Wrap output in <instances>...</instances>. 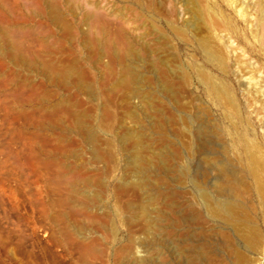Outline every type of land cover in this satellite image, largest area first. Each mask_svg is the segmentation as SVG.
<instances>
[{
	"label": "rangeland",
	"instance_id": "1",
	"mask_svg": "<svg viewBox=\"0 0 264 264\" xmlns=\"http://www.w3.org/2000/svg\"><path fill=\"white\" fill-rule=\"evenodd\" d=\"M7 1L6 2L8 3V5L5 2L7 7H11L15 5L14 8L12 7L13 12L16 13L15 16L17 18H21V21H22L21 25H23L21 29L23 30V34L21 35L20 39L22 42L24 53L26 57L28 58H32L37 53L41 52L43 44L51 43L50 46H52L55 53L59 49L64 50V52L60 51L62 54H60L59 51L56 53L57 55L58 54L62 55V58L64 57L63 58L64 60L66 57L65 54L68 52L69 48L74 47L78 51V53L81 55L80 56L81 61L82 63H85L84 65L89 70V73L91 75H94V73L96 75L97 74L100 75L101 74L100 68L95 63H92L88 60L89 57H90L89 59H92V60L95 57V54L93 53L94 52L93 48H91V50L89 51L90 48H88L87 50V48L84 47V43H81L80 41L85 42V40L83 39V37L81 36L79 37L80 34L78 33L77 28L75 29V27H78V28L82 27L81 26L82 24L84 26L81 28L82 30L83 28L84 29L87 28L85 27V23H82L84 21L83 20L84 14L87 12H91V10L93 9L92 11H96V13H99L100 15L103 14L102 12H104L105 16H107L105 17L106 19L105 22L106 24H108L107 27L110 28L111 26L112 31L109 29L111 34H113L114 31L117 32L119 31V29H122L124 32L126 31L125 33L127 34L130 40L132 39L131 40L132 42L139 43L141 41L142 43L145 42L144 44L146 45L149 44V46H152V47H156V44H158L157 39L160 38L161 41L159 44L160 45L162 44L164 48L169 50L170 53L172 52L174 55H176L175 57L178 58L176 61H174L173 60L174 56L173 55L170 56L171 67L177 68V69L180 68L183 71H187V73L189 72V76L190 78L191 77L192 78H191V82L189 78V82H187L188 84L183 83L180 80L181 84L183 83L182 85L179 83H178L179 85L178 84L175 85V83L179 81V80H176L173 85V89L176 93V94L174 93L175 94L174 96H176L177 98L175 97L174 102L170 101V100H173L174 97L173 98L171 97L170 99H168V104L170 106L174 105L173 103H175V101H177L178 103L179 102L182 103V105L179 103L181 106H186V107H183V109L185 108V110L181 112L183 113L182 115L183 116L185 115V116L183 117L181 116V113H179L180 115L178 114L177 116H175L176 120L174 119V117H171V115L173 116V113L171 110H170L171 112H170V117H169V114H168L169 112L167 109L166 114L168 115L169 118L166 119L167 121H166L165 127L169 131L167 132L170 134L169 135L170 138L173 137L171 138L175 142L173 146L171 145L167 147V145H164L162 143V145H164L162 147L160 144L157 143V142H160L158 141L160 139L158 138L157 133L155 132L156 130L152 129L153 132H151V130L148 129L149 128V122H148L149 118L143 116L144 109L146 110L145 106L143 110L141 108L139 110L140 116L142 117L139 116L138 119L136 120L131 119V118L129 120L127 116H124V114L126 115L127 113V108H126V103H123V102H127V101H125L126 97L122 93H121L122 96L121 94H118V93L115 94V97L113 98L117 100V102L114 100L113 104L111 103L112 101H108L109 104L106 103L107 99L106 98L104 99L103 97V100H104L103 101L102 97H100V99L93 100L92 102H89V103L85 102V104L83 105V108H87V106L89 107V106L95 105L92 110L93 114L98 112V108L99 109L102 108L99 106H103L104 103H106L108 107L110 106L109 108L113 111H116L117 107H118L117 110H121V111L123 110V112L121 113L122 115L120 113L118 114V112L116 111L117 115H115L114 119L112 117L110 118L107 117L106 120H104L103 122L105 123L104 126H103V123L101 126L98 125L95 118H93V122H95L96 123L95 125L98 126V127L96 126V129L98 130L99 133L102 132L101 130L105 128L106 130H108L107 132H109L112 129L115 132V131L121 130L122 127H124L125 125H128V126L134 125L138 131L144 128V131L143 129L141 131L146 134V138H152L156 136L154 140H157V141L156 142L154 141L155 145L153 143V147H151L152 149H154L155 152L158 151L157 153H160V152L165 153L167 151L168 155L171 152V154L168 157L169 160L167 164V166L168 165L170 166V167L168 166L170 169V172L167 173L168 176L163 170V168L161 169V167L165 166V165H162L163 158L160 159L161 161L159 160L156 161L155 164H152L154 166L150 167L149 173L151 171V174H149V177H151V180L153 183L156 180L158 181V182H155L156 184L154 183L153 185V187L155 186L154 187L155 190L153 191L152 189L151 191L152 193L153 192L155 193L156 186L159 184L157 186L158 190L162 188L163 190L162 189L161 190L164 191L165 193H166V190H168V193L170 191V194H173V192L177 190L176 188H178V193L176 192L177 195L176 193H174L175 195L173 194L172 196H170V194L167 193L170 196L169 197L167 195L168 196L167 200L165 199L167 198V196L162 195L160 196L158 200H155L152 203H150V208L154 211L152 212L154 213L152 214L153 218L156 217L157 215L156 211L158 210L159 206L162 208V209L159 208V211H162L161 213L163 214L164 217L162 216V219L159 221L160 224L158 223L157 225H155V227L157 226V229L153 227L155 231H153L152 229L151 233L154 237L151 236V234L147 235L148 237H144L146 235H144V232L142 233L143 229H142V224L139 222L140 220L139 221L137 220L134 222L131 219L133 221V222L131 221L133 223V226H131L132 224L128 223V220H127V215H130L129 209L124 208V207H127V202L129 200H132V201H129L128 204L130 202H133L136 205H138V203L140 204L141 203L140 201H142L141 191L138 190L137 192L134 191L133 193L132 189H130L129 187L125 185L127 183L126 180L125 181L122 180L121 182H118L119 184L124 182L123 187L121 188L120 186L121 188V189L119 188L120 190L117 187H116L117 189H114L115 183H116L114 180L118 179L119 177L123 178L125 176L124 173L126 171L125 169L126 161L125 160L127 159V157L124 158V156H127V155H124L126 154V152L124 151V149H122L121 143L119 144L118 142L119 146L117 142H115L113 145H108V144L105 145L106 143L101 144L100 147L102 146L101 148H103L101 149V151H103V157H105V158L102 157V159H106V160L109 159V162L106 160L102 161L101 158L97 160L93 156L91 148L82 142L81 137L75 131L73 132L71 131L63 135V133H61L59 129L51 128L52 130L50 131V127L48 126L47 128L45 127V129L38 128L37 123H42L43 118H41L40 113L37 112L38 110L35 111L34 113V109H37V102L33 103L30 101L29 104L26 102L30 100L29 92L31 91L29 89L31 90L35 89V87L39 85L43 81L44 78L36 70L33 71L30 68H27V66H18L16 64L15 66L12 62L7 61L9 70L10 71L13 70V72L11 71L12 77L14 76L13 74L17 72L18 74L16 73L17 75L15 76L18 77V79L21 80V82L24 81L25 84L24 83L23 84H24V87H26V89L24 88L25 92H23V97H22L23 98L22 101L25 102L24 104L22 102V108L24 107V110H25V111L23 110L24 115H22L23 111L20 116V114H17L12 110V106H14L12 105L13 95H11L14 92L12 93L10 92L14 90V88L12 87L9 88L8 90L9 99L7 98L8 100L7 106L9 107V110L11 111V113L9 112V110L7 112L5 111L0 112V264H85L87 262L89 264H115L117 257L116 258L114 257L115 259L113 260V253L119 254V256H121L124 259H130L131 252L136 249L134 246L129 245L127 242L129 233L131 235L134 234L136 238L134 235L133 237L138 242H140L142 245H144L143 247L141 244H139L138 247H141L142 249L140 250L141 253H138V254H145V253H142L144 252L143 249H146L145 251L146 253L148 252V250L151 251V249L152 250L155 249L149 252L151 254L154 251L156 252L159 249L156 252V254L154 253L151 255L148 253L149 257L151 258L150 261L152 263L154 261L155 262L154 264H177V263L178 264H189V260L187 259L186 260L188 262L184 260H182L181 262L180 261L177 262L176 259L174 258L175 253H174V256H173V253L172 254L170 253L171 252L170 248L174 246L175 244L179 245V242L182 245V247H185V248H188V246H190L189 248H191V245L192 244L194 245L195 243H196V245H194L195 248L198 246H204V244L209 246L207 247L208 249L212 248L209 251L208 250L205 251L206 254L204 255L207 256L206 259H204L205 256L203 255L204 260L203 259L201 260L199 259L200 261L196 260V263L194 262V264H198L199 262H200L199 264H236L235 262H237V259H236L237 254H235V251H238V253L240 252L243 255L245 259L244 264H264V221H263L262 215L260 214L259 209L256 206L255 200L253 199L252 201H249L251 199V196H250L251 194L247 193L248 197L245 196V200L249 201L250 203V210H251L247 212V214L249 215L248 220L245 223L240 224V225L235 224V223L230 224V225L228 224L225 225L218 219L208 218L209 222H207L208 220L207 218L206 220H204L206 216L204 217L201 214L203 213L202 211L204 210H203V205L201 202L202 200L200 198V192H199V190L202 188L206 190L211 196L215 195V191H216L215 183H217V181L219 180L220 174L218 170H216L218 169V167L214 160L216 159V161L219 162L218 166L221 163H224L225 161L231 162L232 160L231 163H233V160H234V162H236L234 159V156L237 154L242 155V149L240 145L235 142V139L233 140V138H236L238 135H247L248 137L253 139V141L257 144V150H258V153L260 154V157L264 159V95L260 93L261 90H263L262 92L264 93V79H263L264 78V46L261 43H259L257 39V33H256L257 30H255L257 28L256 23L259 19V4L257 2H261L262 4H264V0H207L206 1L205 3L206 8L208 7L209 11H211L209 15L210 17L206 20V24L209 25L211 22L215 20L214 14H216L220 20V25L217 27L218 29L216 28L212 32L211 40H212V44L215 47H217L218 50L221 51L225 59V66L223 70H219L217 67H215L214 63L208 61L205 58L203 52L197 49L196 45L194 44L192 34L190 33L193 30L191 29L192 28L191 26H189V31H188V34H186L187 35L186 37L185 36L177 37L175 35L170 25L172 24L173 25H185L184 24L186 23L185 21H188L189 19V15L183 11V6H182L183 0H153L154 7L156 8L158 6L162 7L165 13L163 16H160L157 13H155L156 18L158 19L156 21H152L148 16H146V13L140 11V8H138L134 4L135 0H7ZM141 1L145 3L149 2V0H141ZM49 6H53L55 9L59 10V13L61 15H63L62 23L59 22L57 24V23L50 22L51 21L49 19L50 13L48 14V12H50L51 9L49 8ZM73 9H74V12H73ZM139 14H141L142 17H139ZM15 16L11 15V17L10 16L9 17L13 19V17ZM79 16L81 18H79ZM227 20H230L232 22V25L234 26L235 30L232 31L233 28L229 26L227 27L226 25ZM65 21L69 25L71 24L70 26L74 27L75 30L72 28V31H70L69 29H71V27L67 28L66 25H63L65 28L64 29L62 24H65L66 23ZM151 23L158 25L162 29V32L165 37H161L160 34L159 33L157 34L155 31L153 32L154 29L153 27H151ZM8 24L11 25L10 21L8 22V19H7L5 23H3L2 25L7 26ZM198 26L200 27V29ZM198 26H197L199 29L197 30L198 31L197 34L199 33L198 36L200 37L208 36L210 38L211 35L208 29L205 27V25L200 23V25ZM74 32L75 33L77 32V33L75 34ZM62 33H64L63 34L64 36L62 35ZM77 34H78V37H77ZM88 35H89L88 40H92L94 37L100 38L97 35H101V34L96 33L95 35V33L93 32V34L91 33ZM135 36L137 38H135ZM60 46H62V48ZM83 49H84V52H83ZM85 49L87 50V52ZM87 53H89L90 56H88ZM108 58L109 56L107 55L105 59L107 60ZM253 62L256 65H259L260 69H258L257 68L258 66H256ZM251 63H253L254 65ZM193 64H195L196 67L199 66L200 68H204L208 70L209 72H211V74L217 80L223 82L228 87L230 92L233 94V96L235 97V103L237 105L236 107L239 109V114H240V117L234 118V120L237 122V127L231 121V118L227 117L224 111V108L220 107L218 104H216L212 100V98L207 94L204 88V85L199 81L196 75L193 74V70H192ZM249 76L254 77V78L252 77V79H254L252 80V82H250L251 80ZM256 88L257 89L259 88L260 90L259 93L255 91ZM71 89L73 91L76 90L74 84L72 85ZM176 90L178 93L176 92ZM37 91H40L38 87H37ZM118 95L121 96L123 100L125 98V100L122 101V98L120 99ZM85 96L86 95L81 93L79 95V98L83 101H87V96L86 97ZM26 98L28 101L26 100ZM9 101H12V102L9 103ZM119 102L120 103L122 102L121 103L122 105H120ZM130 102L132 105H136L138 103H141L142 101L138 100V98H134V99L131 98ZM141 104H142L141 106L142 108H143V105L147 106V104L144 102H142ZM32 106H34L35 108H32ZM29 108H31L33 111L30 112L29 110L31 109ZM132 108H134V106H132ZM141 111H143V113ZM31 113L33 114L30 115ZM194 114L197 116L195 117ZM182 117L185 120H183ZM115 118L118 120H116ZM107 119L109 120L111 119L113 121L111 120L109 121ZM125 119H128V121H131V122H128ZM169 119H171L170 120L171 122L169 121ZM196 119L199 121H197ZM242 119L243 120L247 119L246 122L248 121L251 123L250 124L247 122L249 124L248 128L245 127L244 122H242ZM182 121H186L187 123L182 122ZM125 123H128V124H125ZM136 123L138 124L136 125ZM145 124L148 126L145 127L146 126ZM188 125L191 128L188 127ZM194 128L197 130H195ZM214 129L218 130L220 133ZM174 130H176V133L178 134H175ZM184 130L186 131V133ZM213 130L219 133L220 135L217 133L215 134ZM53 131L55 133H52ZM183 131L185 134L183 133ZM56 132H58V134ZM179 133H180V138H179ZM197 134L200 135V137L198 135L199 138H197ZM100 135H101V140L102 139L108 140V137L109 139L111 138L110 137L111 134L109 133L104 134V135L100 134ZM188 135L193 138L189 139ZM70 136H72V138H70ZM205 136L209 138V143H206L208 141L205 138ZM61 137L63 138V140H60ZM103 137H107V138L105 139ZM181 137L188 141L180 142V140H182ZM210 137H212V140H210L211 139ZM52 138H54V140ZM194 138L196 140L198 139V142ZM213 139L215 140L214 142L215 145L213 143ZM41 140L43 141L42 143L44 145L40 143ZM55 140H57L58 142L56 141L55 143ZM66 140L69 141L70 145L68 141ZM201 140H204L205 145L208 144L206 145L207 148L205 147V145H203V141ZM200 141L202 143H200ZM66 142L68 145L65 144ZM187 142L188 144L184 145V143L186 144ZM45 143H46V146L48 147H45ZM52 143L54 147L56 146V144H61V148H62V145L63 146L66 145V150L68 149L70 150L66 151L64 150L65 147H63L64 149L62 148L63 149L62 153L65 152L66 156L65 154H58V155H54V153L49 154L50 152L48 150H52V148H50L52 146ZM80 144H82L83 147ZM156 144L158 146L160 145L161 147H158ZM199 144H201V146H199ZM78 145H80L83 149ZM176 145H179V146L177 147ZM196 145L199 146V147L197 146L198 149L199 148L201 150L204 149V151L202 150L201 152L200 149L198 150ZM41 146L45 147L46 149L45 154L42 153L43 152L42 150L44 148H42ZM154 146L155 147L157 146V148H155ZM120 147H121V151H119ZM171 147H174V148H171ZM179 147L181 148L182 151L179 150L180 149ZM208 147L214 148V149H210L213 151H209ZM84 149L87 150V152ZM188 149L190 150L191 155H189ZM72 150L73 152L75 151L74 152L75 154H72L73 153ZM177 151L181 152V154L177 153ZM196 151L198 152L200 151V152L199 153L197 152L198 153L197 154L195 153ZM76 152H78V154ZM174 153L176 154L175 156L172 155ZM224 153L225 154L228 153V156L227 154L225 155ZM31 154L32 155L34 154V155L32 156ZM177 154L179 155L178 159L176 157ZM77 155L78 157H76ZM79 155H81V157H79ZM38 156H40L41 160L44 157L45 158L47 157L49 159L50 158L52 159L53 157V160L51 159L50 161L49 159L45 160L46 161V165H45V161H44L45 158H44L42 160L44 161L43 162L44 166H43L42 165L43 163L41 162V160L38 159V162L40 160V162L42 163V164L40 163V166H38L39 163L36 160L37 158H39ZM181 156L182 157L184 156L183 159ZM212 156L215 158H213ZM226 156L232 157V158H226ZM93 157L95 160L93 159ZM59 158H60V161L66 162L67 164L69 163L68 165H70L71 167H72V164L74 167L77 164L76 166L77 168L80 167L81 165H85L83 166V168L81 166L80 167L81 169L78 168L79 171H81L82 174H85L88 172L89 169H91L87 174L89 175L91 174L90 175L91 177H94V178L96 177L95 182L96 183L98 182V184H100L99 181L102 180L104 182V185L101 187L100 185H95V182H94L93 186H91L90 188L83 187V189L86 190V192H84V195H86L85 200H84V197L82 196H79V197H82L80 199L79 198L77 199L76 198L77 196L73 197L71 194L70 196H68L69 195L68 192L70 193V191H67V190H70L69 185L66 186V184L68 183H62V185L60 184L61 187H58V185H55L57 183H55V181L53 180L55 179L54 176L56 175V169H57V167L55 166L58 165V162L56 161H58ZM122 158L124 160H122ZM228 159H231V160H228ZM191 160L193 162L194 161L196 162L193 163ZM206 161L211 164V165L209 164L211 167L208 166ZM35 162H37L38 164ZM106 162L109 163V165ZM237 163L238 162L233 163V165L238 167ZM47 164L48 166L50 164L55 165V166L51 165L54 170L51 167L47 168L48 167ZM171 164L174 165L173 168L171 167L172 166ZM31 165L32 166L34 165L33 168L31 167ZM212 166H213V169L216 168L215 171H217V173L212 169ZM205 167H206V170L204 169ZM152 168L156 169L155 172L157 173L153 172L154 170ZM38 169H41V170H38ZM107 169H109L108 170L109 172H106ZM183 169L189 173H187V175L186 174L183 175ZM33 170L34 171L38 170L39 172L35 171L33 173ZM43 170L45 171L44 173H46L47 176L42 172ZM158 170L160 171V173ZM199 172L201 174H199ZM41 173H43L44 175H42ZM105 173L108 174V177H105L107 176ZM68 174H69V171L67 175ZM120 174H123V175H120ZM214 174L216 176H214ZM157 176L158 177L165 176V178H167L166 183L164 181L165 180L164 178H157ZM38 177H39V180H38ZM46 177H48V180L50 179L53 181V184L57 186L56 187L57 190L60 188L59 192H57L54 187H51L54 185L52 184V182L46 180L47 179ZM131 177L132 179H134L135 176L132 175ZM173 177H174V180L176 181L173 180L172 182L171 180L173 179ZM42 178H43V181L41 180ZM98 178L99 180H97ZM205 178L207 180H205ZM211 178L212 180H209ZM178 179H180L179 180L180 182L178 181ZM169 180L171 183L170 185L168 184ZM199 180L201 181L203 180V181L200 182ZM213 180L215 183H213ZM163 181L165 184L163 183ZM162 183L164 184V186ZM166 184H168L167 186L169 188L166 186ZM63 185L65 187H63ZM107 186L110 187V189ZM165 186L166 188H164ZM174 186L175 187L177 186V187L174 188ZM62 187L65 188V190ZM92 187L95 189V191ZM91 190H93L95 193ZM182 190H184V192ZM60 191H62L61 195H60ZM63 191L66 192L67 195ZM113 191H114V194L112 193ZM117 191H119L118 192L119 194L117 193ZM179 191H181L182 193ZM91 192L94 193L95 198L92 196L93 194H90ZM130 193L131 195L129 196ZM180 194H182V196H180ZM117 195H119V197ZM87 196L90 197V199L92 200L90 201V199ZM174 196H177V197L174 198ZM194 196L197 198H195ZM171 197L173 198V199H170L172 201L169 200V198ZM86 198H88L89 200ZM115 198L117 199V201L115 200ZM128 198H133L135 200L134 201L133 199L128 200ZM138 198L140 201L138 200ZM161 198H162V202L160 203ZM53 199L55 200L56 203L58 202V200H60V202H58V204L60 203V205L57 204L58 205L57 206L56 204H53L54 202ZM168 200L170 201V203ZM183 200H184V203L182 202L183 205L181 206L182 204L181 201ZM85 201L86 202L88 201L89 203L87 202L88 203L87 204L85 203ZM157 201H158V204L154 206L153 203H157ZM173 201L176 205H173L174 204ZM62 202L64 204L61 205ZM151 204H152V207H151ZM170 204L173 206H171ZM93 205L94 206L96 205V206L94 207ZM55 206H57V208H55ZM121 207L124 209H121ZM185 207L188 209V211H186V209H183ZM59 208L61 209L58 211L57 209ZM100 208L102 209L100 210ZM194 208L196 211L194 210ZM73 209H75L76 211L74 212ZM168 209H172L174 211L170 210V212H167L169 211ZM192 209H193L194 214L191 211ZM102 210L103 211L105 210V211L103 212ZM123 210H127L128 212L122 213L121 211ZM183 210L186 212H183V216L181 218L180 216L182 215V212L180 213V211H183ZM171 211H172V214H171ZM175 211L177 212L178 216H175L176 215ZM197 211L201 213H198ZM189 212L192 214H190ZM196 212L199 215L197 214L195 216ZM55 214H57L58 216H60L61 214V216L59 217L60 219L56 215L59 221L61 220V217H62V221L61 222L58 221L59 225H57V221H56L57 219L55 217ZM173 214L175 217H177L180 224H182V226L179 224L181 227L179 225L177 226L179 222L177 221V219H175ZM188 215L191 217H189ZM192 215H193V218L195 219H191ZM201 215H202V218L204 217L203 220H200ZM167 216L170 218V220L169 218H167L168 221L166 220ZM197 216L200 218H197ZM54 217H55V220H54ZM173 218L175 219L176 224ZM196 218L198 221L196 220ZM185 220L188 224L185 223ZM195 220L196 222H194ZM191 221H193V223L195 224L193 223L191 224L190 223ZM201 221L202 223L204 221V224L197 223ZM173 223L175 224V226ZM216 224L218 225L216 226ZM187 226L190 228V231H189V228H187ZM184 227L188 230H186ZM163 228H166V229H163ZM167 228L170 229V232H171V229L173 228L172 230L173 232L169 234L170 232L168 233L166 231ZM193 228H196V229H193ZM59 229L61 230V233ZM128 229L129 230L131 229L130 230L131 232H129ZM63 230H67V231H63ZM179 231L180 232L183 231L184 236L181 235V233H178ZM64 232H67V233L69 232V236L65 237L66 234ZM156 232L158 233V235H156L157 234ZM62 233H64L63 235L65 236H62ZM162 233L164 234L166 238L163 237L162 239L161 237L163 236ZM166 234H169V235L166 236ZM178 234H180L181 237ZM192 234L194 238L192 237ZM246 234H249L251 237L256 236L255 246H253V248H246L245 245L247 243V240L244 236ZM150 236L151 238H153L152 240ZM176 236H179V237H176ZM68 237H70L71 239L73 238L72 243H71L72 240L69 241L70 238ZM169 237L170 238L172 237L171 239L173 240H171ZM67 238L70 244L66 240ZM145 238H147V240ZM140 239L141 241H139ZM202 239L204 240V242ZM144 240L147 243L142 242ZM211 240L212 242H210ZM160 241L162 243H160ZM205 241L206 242L208 241L209 243L208 242L206 243ZM84 242L93 243L94 251H95L93 255L89 256V255L84 254V250L82 249L84 247L82 246L81 248V244L82 243L84 244ZM183 243L185 246H183ZM210 243H212L213 245L215 244V246H213ZM168 244H170V247ZM193 245H192V248H194ZM156 246H158V249ZM162 248H164V250ZM214 249H215V252H213ZM226 250L228 253L227 252L225 253ZM230 250L231 251L233 250L232 251L233 253ZM208 252H211L210 253L211 255L207 254ZM186 254H189V252H186ZM229 255H230V258L232 255H234V258L236 260H234L233 256L230 260ZM239 264L241 263L239 262Z\"/></svg>",
	"mask_w": 264,
	"mask_h": 264
},
{
	"label": "bare ground",
	"instance_id": "2",
	"mask_svg": "<svg viewBox=\"0 0 264 264\" xmlns=\"http://www.w3.org/2000/svg\"><path fill=\"white\" fill-rule=\"evenodd\" d=\"M6 1L5 0H0V112L1 111L7 112L9 110V107L7 106V103H8L7 102L8 101L7 98H8V93H9L8 90L11 87L14 88V90L10 91L11 93L14 92L13 94L10 93L11 95H13L12 96L13 97L12 105H14V106H12V110L15 113H17V114H20V116H21L22 111L24 110V107L22 108V102H23L22 101V99H23L22 97H23V92H25L24 88L26 89V87H24L25 83H24V81L21 82V80H19L18 77L15 76V75L18 74L17 72H16L17 74L14 73L13 74L14 76L12 77L13 70H11L12 72L9 70L7 61L12 62L14 65L16 64L18 66H27V68H30L33 71L36 70L37 72H39L40 75H42V77L44 79L39 85H37L35 87V89H33L34 87L32 88L33 90L29 89L31 91V92H29L30 93V95H29L30 100L28 101L27 98H26V100L28 101L26 103H28V104L30 103V101L33 102V103L37 102V109H34V113H35V111L38 110L37 112H39L41 118H43V122L42 123H37V127L45 129V127L47 128V126H48V127H50V131L52 130L51 128L59 129L61 131V133H63V135H65V133H68V132H71V131L72 132L75 131L81 137L82 142L85 143V145H88L91 148L92 154L97 160H99L100 158L102 159V157H103V151H101V149H103V148H101L102 146L100 147L101 144L106 143L105 145H107V144L108 145H113L115 142H117V144H118V142H119V144L121 143L122 149H124V151L126 152V154H124V155H127V156H124V158L127 157V159L125 160L126 161V168H125L126 171L124 173L125 176L123 178L119 177L118 179L114 180L116 182L114 189H117V188L119 189L120 186L122 188L123 185H124L123 184L124 182L121 183L122 185L119 184L118 182H121L122 180H124V181L126 180L127 183L125 185L127 187H129L130 189H132L133 193H134V191L135 192H137L138 190L141 191V193H142L141 194L142 201H140L139 198H138V200L141 202L140 204L138 203V205H136L133 202H130L128 204L129 201H132V200H129V199H133V198H128L129 201L127 202V207H124V208L125 209H127V208L129 209L130 215H127V214H125V215H127L128 223L132 224L131 226H133V223H132L133 221L135 222L137 220L138 221L140 220L139 222L142 224V229H143L142 233L144 232V235H146L144 237H148L147 235H149V234H151V236H153L151 231H152V229H153V231H155V229L153 227H155V225H157L159 223V221L162 219L163 214L161 213L162 211H159V208H161L159 206L158 210L156 211L157 215L155 214L156 217L153 218L152 214H154V213H152V212H154V211L150 208V203H152L155 200H158L160 198V196H162V195L167 196L168 194H170V191L168 193V190H166V193H165L164 191H162L163 190L162 188H161L162 190L160 189L161 191L158 190V187H157L159 185L158 184L156 186L155 193L154 192L152 193L151 190L152 189H153V191L155 190L154 189L155 186L153 187V185H154L155 182H158V181L155 179L156 181L154 183L152 182L151 177H149V174H151V171L149 173V169H150L151 166H154L152 164H155V162L158 161V160L161 161L160 159L163 158L162 165H165V166L161 167V169L163 168V170L165 171L166 174L168 172H170V169H169L170 166L168 165L169 166L168 167L167 164H168V160H169L168 157L171 154V152H170L169 155H168L167 151L165 153H162V152L157 153L158 151L155 152L154 149H152L151 147H153L154 141L155 142L157 141V140H154V138L156 136H154L152 138H146V134L141 131L142 129L144 131V128H142L140 131H138L137 128L134 125H132V126L125 125L124 127H122L123 130L121 128H119L121 130H118V131H115V132L113 131V129L110 130L109 132H107L108 130H106V128H105V129L101 130L102 132L99 133L98 130L96 129V126H97V125H95L96 123L93 122V118H95L97 124L101 126L102 123L104 122V120H106L107 117L108 118L112 117L114 119L115 115H117L116 111L118 112V114L119 113L121 114L123 112V110L122 111L121 110H117L118 107L115 106V107H117V109H116V111H113V110H111L109 108L110 106L108 107V105L106 103H108V101H112L111 103L113 104V102L115 100L113 97H115V94L116 93H118V94L122 93L126 97V100H125V98H124V100L127 101V102H123V103H126V108H127V113H126V115L124 114V116H127L129 118V120H130V118L136 120L140 116V113H139L140 108L143 110L144 106H145L146 110L144 109L143 116L149 118V121H148L149 122V128L148 129L151 130V132H153V130H156L155 132L157 133V136L160 139V140H158L160 142H157V143L160 144L162 147L164 145H167V147L171 146V145L173 146L175 144V142L171 139L173 137L170 138V136H169L170 134L168 133L169 131L165 127L166 126L165 124H166V121H167L166 119L170 117V112L171 111L173 113V116L171 115V117H174V119H175V116H177L179 113H181L183 110H185V108L183 109V107H186V106H181L182 103L179 102L181 104L180 105L177 101H175L176 104L173 103L174 105L170 106L168 104V99H170L171 97L172 98L174 97L173 100H170V101L174 102V99L176 97L174 95L176 93H175V91L173 89V85H174L176 80H179V81H177V83H175V85L178 84V83L181 84L180 80L183 83L189 82V78H190L189 72L187 73V71H183L180 68L177 69V68H172L171 67L170 56L171 55L174 56V59H173L174 61H176L178 58H176L175 57L176 55H174L172 52H171L172 53L171 54L169 52V50L164 48V46H162V44L161 45L159 44L160 41H161L160 38L157 39L158 44H156V47H152V46H149V44H147V45L144 44L145 42L144 43H142L141 41H140L141 43L140 42L139 43L138 42H136V43L132 42L131 41L132 39L130 40L129 37L127 36V34L125 33L126 31L124 32L122 29H119V31H117V32L114 31L115 33L113 32V34H111L109 29L111 30L112 28H111V26H110V28L107 27L108 24H106V22H105V20H106L105 17H107V16H105L104 12H102L104 15L103 14L100 15L99 13H96V11H92L93 9L92 10L90 9L91 12H87L86 11L87 13L84 14V19L82 18L84 20L82 23H85V27H87V28H85L86 30L84 28H83V30L81 29L82 27H84L83 24L81 25L82 27H80V26H79L80 28L75 27V29L77 28V31L80 34L79 37L81 36L85 40V42L80 41L81 43H84V47L87 48V50H88V48H90L89 51L91 50V48H93V50H94L93 53L95 54V57H94L93 60L89 59L90 58L89 57L88 60L90 62H92V63H95L100 68V71H101L100 75H98V74L96 75L95 73H94V75H91L89 73V70L84 65L85 63H82V61H81V57H80L81 55L78 53V51L74 47H70L68 52L66 51L67 52L65 54L66 57L63 60L64 57L62 58V55H59V54L57 55L56 53L59 51V53L62 54L60 51L64 52V50L59 49L55 53V51L53 50L52 46H50L51 43L50 44H43V45L41 44L43 52L41 51V52L37 53L36 55H34L32 58H28V57H26V55L24 53L22 42H21V39H20L21 35L23 34V30L21 29L23 27V25H21V23H22L21 18H17L15 16L16 13L13 12V8L15 7V5L11 6V7H7V5H8L7 2L8 1L7 2ZM206 1L207 0H183V4L182 3L181 4L183 6V11L189 15L188 21H185L186 22V23H184L185 25H173L172 24L170 26L172 27V29H173V31H174V33H175V35L177 37H184V36L186 37L187 36L186 34H188V31H189V26H191L192 27L191 29H193V30L190 33L192 34L193 41H194V44L196 45L197 49L201 50L203 52L205 58L208 61L213 62L215 67H217L219 70H223L224 66H225V59H224L221 51L218 50L217 47H215L212 44V40H211L212 32H213V30H215L220 25V20H219L218 16L216 14H214V19L215 20L213 22H211L209 25L206 24V20L210 17L209 15H210V12H211V11H209L208 7L206 8V5H205ZM5 2H6L7 5L5 4ZM257 3L259 4V19H258V21L256 23V27L257 28L255 30H257L256 33H257V39H258L259 43H261L264 46V4H262L261 2H257ZM134 4L138 8H140V11L146 13V16H148L152 21L158 20L156 18L155 13H157L160 16H163L165 14L162 7L158 6L157 7L158 10H157L156 7H154L153 0H149L148 3L142 2L141 0H135ZM9 5H10V3H9ZM11 5H13V4H11ZM52 7L53 6H49L51 11L48 12V14L50 13L49 14L50 15L49 19L51 20L50 22L57 23V24L59 22L62 23L63 22V15H61L59 13V10L55 9L54 7L52 8ZM69 11H70V9H69ZM73 12H74V9H73ZM11 15H13L15 17H13V19H12V18H10ZM139 17H142V15L139 14ZM79 18H81V17L79 16ZM7 19H8V22L10 21L11 25H9V24L7 26L2 25L3 23H5V21ZM78 21H77V23H78ZM66 23L62 24V26L66 25L67 28H70L71 24L69 25L68 23L67 24ZM197 23H199V24H197ZM200 23L204 24L205 27L208 29V31H209V33L211 35L210 38L208 36L207 37L198 36L199 33L197 34V32H198L197 30L200 29V27L198 26V25H200ZM226 25H227V27L229 26V27L233 28L232 31L235 30L234 26L232 25V22L230 20H227ZM197 26L199 27V29H198ZM151 27H153V29H154L153 32L155 31L157 34L159 33L161 37H165L163 32H162V29L158 25H155V24L151 23ZM63 28H64V26H63ZM72 28L74 29V27H71V29H69V30L72 31ZM146 30H148V29H146ZM62 31H63V29H62ZM93 32L95 33V35H96V33H100L101 35H97L100 38H95V37L93 38V36H92L93 39L92 40H88V36H89L88 34H91V33L93 34ZM63 34L64 33H62V35ZM77 37H78V34H77ZM135 38H137V37L135 36ZM60 47L62 48V46H60ZM76 47H78V46H76ZM87 50H86V52H87ZM83 52H84V49H83ZM87 54H88V56H90L89 53H87ZM107 55L109 56V58L106 60L105 58L107 57ZM92 56H94V55H92ZM253 63H251V64H253ZM93 66H94V64H93ZM256 66H258L257 68L260 69L259 65H256ZM192 70H193V74H195L196 77L199 79V81L204 85V88H205L207 94L212 98V100L216 104H218L220 107L224 108V111H225L227 117L231 118V121L237 127V122L234 120V118L240 117L239 109L236 107L237 105L235 103V97L230 92L228 87L223 82L217 80L211 74V72H209L208 70H206L204 68H200L199 66L196 67L195 64H193ZM252 77L249 76V78L251 80L250 82H252V80H254V79H252ZM191 78H190V82H191ZM20 79H21V77H20ZM73 84H74V86L76 88V90H74V91L71 89ZM37 87L39 88L40 91H37ZM176 89H177V87H176ZM256 89H255V91H257V93H259L260 92L259 88L257 90ZM262 91L263 90H261L260 93H262L264 95V93ZM176 92H177V90H176ZM81 93L87 96V101H83V100H81L79 98V95ZM25 94H27V93H25ZM122 94H121V96H122ZM121 96H119L120 99L122 98ZM100 97H102V100H103V97H104V99L106 98L107 102L104 103L103 106H99V107H102V108L101 109L98 108V112H96L95 114H93V112H92L93 107L95 105L94 106L92 105V106H89V107L87 106V108H83V105L85 104V102L89 103V102H92L93 100L100 99ZM131 98L132 99L138 98V100H141L142 102L146 103L147 106L143 105V108H142L141 107L142 106V104H141L142 102L138 103L136 105H132L131 102H130ZM124 100L122 98V101H124ZM115 101L117 102V100H115ZM11 102L12 101H9V103H11ZM136 102H137V100H136ZM24 103L25 102H23V104ZM121 103H120V105H122ZM113 106H111V107H113ZM124 106H125V104H124ZM132 106H134V108H132ZM32 108H35V107L32 106ZM122 108H123V106H122ZM29 109H31V108H29ZM167 109H168V112H169L168 113L169 117L166 114L167 113ZM24 111H23L22 115H24ZM29 111L32 112L33 110L31 109ZM9 112L11 113L10 110H9ZM141 112L143 113V111H141ZM32 114L33 113H31L30 115H32ZM182 114L183 113H181V116H183ZM27 115H29V114H27ZM196 116L197 115H195V117ZM17 117H19V116H17ZM140 117H142V116H140ZM183 117H182V119L185 120ZM107 120H109V119H107ZM116 120H118V119H116ZM125 120L128 121V119H125ZM170 120L171 119H169V121ZM246 120L242 119V122H244L245 127L248 128V125H249L248 123H250V122L247 121L248 122L247 123ZM111 121H113V120H111ZM197 121H199V120H197ZM128 122H131V121H128ZM182 122H186V121H182ZM119 123H121V122H119ZM138 123H136V125ZM104 124L105 123H103V126H104ZM125 124H128V123H125ZM147 126L148 125H146L145 127H147ZM155 126H156V128H155ZM198 126H196V127H198ZM111 127H112V125H111ZM188 127H190V126L188 125ZM200 128H201V126H200ZM195 130H197V129H195ZM214 130H216V129H214ZM174 131H175V134H178V133H176V130H174ZM184 131H183V133H184ZM216 131H218V130H216ZM233 132H234V130H233ZM52 133H55V132L53 131ZM56 133L58 134V132H56ZM107 133L111 134L110 135L111 138L109 139V137L107 136L108 140L102 139V140L105 141L104 142V141L101 140V135L100 134L104 135V134H107ZM156 133H155V135H156ZM180 133H179V138H180ZM185 133H186V131H185ZM216 133L217 132H215V134ZM219 133H217V134H219ZM201 134H202V132H201ZM181 135H183V134H181ZM198 135L199 134H197V138L200 137V135H199V137H198ZM72 136H70V138H72ZM107 137H103V138L106 139ZM59 138H60V136H59ZM190 138H193V137L189 136V139ZM205 138L208 141L206 143H209V138H207L206 136H205ZM210 138H211L210 140H212V137H210ZM52 139L54 140V138H52ZM214 139H213V143L215 142ZM234 139H235V142L237 144H239L241 149H242V155L237 154V155L234 156L235 161L238 162L237 164H238L239 169H238L237 166L233 165V163H236V162H234V160H233V163H231L232 160L228 159V160H231V162L225 161L224 163H221L219 166H218L219 162L216 161V159L214 160L216 162V164H217V167H218V169H216V168L215 169L218 170V172L220 174V176H219L220 178L217 181V183H215L214 180H213V183H215V189H216L215 195L211 196L206 190L201 188L199 190V192H200V198L202 200L201 202H202L204 211H202L203 213L198 212V211L197 212L201 213L204 217L206 216L205 218L203 217L204 220H206V218L207 219L208 218H213V219L220 220L225 225L226 224L230 225V224H233V223L240 225V224L245 223L248 220L249 215L247 214V212H249V210H250L249 201H252L254 199L255 202H256V206L259 209L260 214L262 215L263 221H264V159L262 157H260V154L258 153V150H257V144L253 141V139H251L247 135H238L236 138H233V140ZM57 140H55V143H56ZM60 140H63V138L61 137ZM66 141H68V140H66ZM74 141H75V139H74ZM181 141L184 142V141H188V140L182 138V140H180V142ZM196 141L198 142V139ZM201 141H203V145H205L204 140H201ZM201 141H200V143H202ZM38 142H40V141H38ZM42 142L43 141L41 140L40 143H42ZM55 143H54V145H55ZM68 143H69V141H68ZM162 143L164 145H162ZM65 144L68 145L67 142ZM119 144H118V146H119ZM187 144H188V142L186 144L184 143V145H187ZM42 145H44V144L42 143ZM66 145L65 146L62 145V148L65 147V149L63 148L64 150H66ZM69 145H70V143H69ZM80 145H82V144H80ZM80 145H78V146H80ZM154 145H155V143H154ZM160 145L159 146L157 145V146L161 147ZM206 145H208V144H206ZM206 145H205V147H206ZM214 145H215V143H214ZM216 145H217V143H216ZM52 146H53V143H52ZM52 146L50 147V148H52V150H48L47 149L50 152L49 154H52V153H54V155L65 154V152L62 153L63 149L61 148V144H56L55 147L53 146L54 149H53ZM157 146L156 147L154 146V147L157 148ZM176 146L178 147L179 145H176ZM197 146L198 145H196V147ZM199 146H201V144H199ZM41 147L44 148L42 150L43 151L42 153L45 154L46 153L45 147H48V146H46V143H45V147H43V146H41ZM82 147H83V145H82ZM198 147H197V149H198ZM79 148H77V149H79ZM171 148H174V147H171ZM181 148H182V146H181ZM181 148L179 150H181ZM183 148H184V146H183ZM208 148H209V151H213V150H210V149H214V148H211V147H208ZM36 149H37V147H36ZM77 149H76V151H77ZM87 149H89V148H87ZM119 149H120L119 151H121V147ZM69 150L70 149H68L66 151H69ZM151 150H153V151H151ZM202 150L204 151V149H202ZM202 150L200 149L201 152H202ZM221 150H223V149H221ZM85 151L87 152V150H85ZM72 152H73V150H72ZM74 152L72 154H75ZM197 152L198 151H196L195 153H197ZM76 153L78 154V152H76ZM79 153H81V152H79ZM177 153L181 154V152H178V151H177ZM226 154L228 156V153H226ZM70 155H71V153H70ZM172 155L175 156L176 154L174 153ZM189 155H191L190 154V150H189ZM195 155H194V157H195ZM65 156H66V154H65ZM178 156L179 155L177 154V156H176L177 159L179 158ZM227 156H226V158H232V157H227ZM38 157L39 158L36 157L37 158L36 159L37 162H38V159L41 160L40 156H38ZM76 157H78V155ZM79 157H81V155H79ZM94 157H93V159H94ZM183 157H182V159H183ZM46 158L44 159V161L49 159V158H47V159ZM103 158H105V157H103ZM196 158H197V156H196ZM196 158H194V159H196ZM213 158H215V157H213ZM29 159H30V157H29ZM50 159H49V161H50ZM28 160H27V162H28ZM40 160L38 162L39 163L38 166H40L41 162L42 163L44 162L42 160L40 162ZM51 160H53V157H52ZM103 160L105 161L106 159H102V161ZM122 160H124V159L122 158ZM106 161L109 162V159L106 160ZM37 162H35V163H37ZM56 162H58L57 166H55L53 164H50L48 166V164H47V166H48L47 168L51 167L53 169V167L51 165L57 167L56 175L54 173V175H55L54 178L55 179L52 178L55 181V183H57L55 185H58V187H61L62 183H68V184H66V186L69 185V189H70V190H67V188H66L67 191H70V193L68 192V194H69L68 196H70V194H71L73 197L77 196L76 197L77 199L78 198L80 199V198L84 197V200H85L86 195H84V192H86V190L83 189V187L84 188H87V187L90 188L91 186H93V183L95 182V179H96V177L95 178L91 177L90 176L91 174L90 175L87 174L91 169H89L87 173L82 174V172L79 171V169H81L80 168L81 166L83 168V166H85V165H81L80 164L81 166L78 167L79 168L78 169L76 167L77 166L76 163H75L76 164L75 167L73 166V164H72V167H71L70 165H68L69 163L67 164L66 162L60 161V158ZM56 162H55V164H56ZM194 162H196V161H194ZM204 162H205V160H204ZM83 164H85V163H83ZM104 164H105V162H104ZM107 164L109 165V163H107ZM207 164H208L209 167H211L210 163L207 162ZM42 165L44 166V163ZM42 165H41V167H42ZM45 165H46V161H45ZM33 166L31 165L32 168H33ZM38 166H37V168H38ZM173 166L174 165H172L171 167L173 168ZM187 167H189V166H187ZM94 168H96V167H94ZM158 168H160V167H158ZM41 169H38V170H41ZM152 169L154 170L153 172H155L156 169H154V168H152ZM180 169H181V167H180ZM204 169L206 170V167ZM212 169H213V166H212ZM215 169H213V170L215 171ZM108 170L109 169H107L106 172H109ZM35 171L33 170V173ZM68 171H69V174L67 175ZM92 171H94V170H92ZM42 172L44 173L45 171L43 170ZM51 172H53V171H51ZM211 172H213V171H211ZM215 172L217 173V171H215ZM43 173H41V174L42 175H44V174L46 175V173H44V174ZM155 173H157V172H155ZM159 173H160V171H159ZM187 173H189V172H187L186 170L183 169V175H185V174L187 175ZM199 174H201V173L199 172ZM51 175H52V173H51ZM92 175H93V173H92ZM106 175L107 176H105V177H108V174H106ZM120 175H123V174H120ZM132 175L135 176L134 179H132V177H131ZM99 176H97V177H99ZM167 176H168V174H167ZM172 176H173V174H172ZM214 176H216V175L214 174ZM46 178L45 179L48 180V177H46ZM157 178H164L165 180L164 179L163 180L166 183V179L167 178H165V176H159V177L157 176ZM170 178H172V177H170ZM206 178H205V180H207ZM38 180H39V177H38ZM41 180L43 181V178ZM97 180H99V178ZM173 180H174V177H173V179L171 181L173 182ZM179 180L180 179H178V181ZM209 180H212V178L209 179ZM48 181L52 182V184H53L52 180L49 179ZM164 181H163V183H164ZM174 181H176V180H174ZM199 181L202 182L203 180L202 181L199 180ZM99 183L100 184H98V182L97 183L95 182V185H100L101 187L104 185V182L102 180L99 181ZM164 184H163V186H164ZM168 184L169 185L171 184L170 180H169ZM168 184H166V186ZM55 185L51 186V187H54L55 190L57 192H59L60 188L57 190L56 189L57 186H55ZM212 185H210V186H212ZM166 186L164 188H166ZM63 187H65V186L63 185ZM176 187L174 186V188H176ZM108 188L110 189V187H108ZM63 189L65 190V188H63ZM176 189H177L176 191L173 190L174 191L173 194L176 193V192L178 193V188H176ZM96 190H98V189H96ZM91 191H93V190H91ZM94 191H95V189H94ZM114 191L112 192L113 194H114ZM182 191L184 192V190H182ZM118 192L119 191H117V193ZM179 192H181V191H179ZM64 193L66 194V192H64ZM94 193L91 192L90 194H93L92 196L94 197ZM177 193H176V195H177ZM247 193L251 194L250 195L251 199L249 200L247 198L249 201L245 200V196L248 197ZM61 194H62V191H60V195ZM173 194H170V196H172ZM197 194H198V192H197ZM130 195H131V193L129 194V196ZM139 195H140V193H139ZM79 196H82V197H79ZM101 196H103V195H101ZM117 196L119 197V195H117ZM168 196H167V198H165V197L164 198L167 200ZM180 196H182V194H180ZM183 196H184V194H183ZM175 197H177V196H174V198ZM88 198L90 199V197H88ZM88 198H86V199H88ZM162 198L160 200V203L162 202ZM195 198H197V197H195ZM97 199H98V197H97ZM170 199H173V198L171 197V198H169V200ZM91 200L92 199H90V201ZM93 200H95V199H93ZM115 200L117 201L116 198H115ZM134 200L135 199H133V201ZM184 200L181 201V203L182 202L184 203ZM53 201L55 202L54 199H53ZM82 201H83V199H82ZM119 201H121V200H119ZM164 201H163V203H164ZM168 201H167V203H168ZM170 201H172V200H170ZM170 201H169V203H170ZM54 202H53V204L57 205L58 202H60V200H58L57 203L56 202L54 203ZM63 202L61 203V205L65 203V202L64 203ZM87 202L85 201V203H87ZM99 202H97V203H99ZM116 203H114V204H116ZM173 203H174V201H173ZM183 203L181 204V206L183 205ZM153 204L155 206L156 204H158V201H157V203H153ZM58 205H60V203ZM173 205H176V204L174 203ZM173 205H171V206H173ZM57 206H55V208H57ZM90 206H92V205H90ZM122 207H121V209H124ZM151 207H152V204H151ZM55 208H54V210H55ZM60 209L61 208H59L57 210L59 211ZM101 209L102 208H100V210ZM183 209H186V211H188V209L186 207L183 208ZM190 209H189V211H190ZM73 210H74V212L76 211L75 209H73ZM119 210H120V208H119ZM168 210L169 211H167V212H170V210H172V209H168ZM194 210H195V208H194ZM172 211H174V210H172ZM172 211H171V214H172ZM186 211H184V210L180 211V213L182 212V215L180 216L181 218L183 216V212H186ZM191 211L194 214L193 209ZM121 212L123 213V212H128V211L127 210H123ZM197 212H196L195 216L198 214ZM72 213H73V211H72ZM175 213H176L175 216H178L176 211H175ZM192 213H190V214H192ZM186 214H188V213H186ZM56 215L57 214H55V217L57 219L56 220L57 221V225H59L58 224V221H59L58 218L61 216V214H60V216L57 215L58 218H57ZM167 215H169V214H167ZM202 215H201V218H202ZM173 216H174V214H173ZM55 217H54V220H55ZM189 217H191V216H189ZM167 218H169V217L167 216L166 220H167ZM185 218H187V217H185ZM197 218H200V217L197 216ZM197 218H196V220H197ZM201 218H200V220H203V218L202 219ZM175 219H177V217H175ZM175 219H174V221H175ZM191 219H195V218H193V215H192ZM169 220H170V218H169ZM186 220H185V223H187ZM196 220L194 222H196ZM61 221H62V217H61V220L59 222H61ZM177 221L179 222L178 219H177ZM188 222H189V220H188ZM207 222H209V219L207 220ZM207 222H205V223H207ZM75 223H76V221H75ZM190 223L192 224L193 221H191ZM197 223L198 224L202 223V221L201 222H197ZM175 224H176V221H175ZM175 224H174V226H175ZM179 224H180V222L177 224V226ZM193 224H195V223H193ZM202 224H204V221H203ZM180 225L182 226V224H180ZM183 225H184V223H183ZM217 225L218 224H216V226ZM155 228L157 229V226ZM187 228H189V227L187 226ZM163 229H166V228H163ZM179 229H181V228H179ZM193 229H196V228H193ZM130 230H129V232H131ZM172 230H173V228L171 229V232H173ZM186 230H188V229H186ZM63 231H67V230H63ZM156 231H158V230H156ZM166 231L169 233L170 229L167 228ZM183 231L182 232L179 231L178 233H181V235H183L184 234ZM189 231H190V228H189ZM171 232L169 234H171ZM192 232H193V230H192ZM60 233H61V230H60ZM64 233L66 234V236L63 235ZM64 233H62V236H65V237L69 236V232L68 233L64 232ZM162 234H160V235H162ZM169 234H166V236L169 235ZM133 235L134 234L131 235L129 233L128 239L126 238L128 244L131 245V246H134L136 248L134 251L131 252L130 259H124L121 256H119V254L113 253V260L117 257L115 264H154L155 263L154 261H153V263L150 261L151 258L149 257V254H151V253H149V252H151V251H153L155 249H153V250L151 249V251L148 250L147 253L145 252L146 249H143L144 252H142V253H145V254H138V253H141L140 250L142 248L138 247L139 244H141V243L138 242L135 239L136 236L134 235L135 236V238H134ZM156 235H158V233ZM178 235H180V234H178ZM181 235H180V237H181ZM62 236H60V237H62ZM151 236H150V238H151ZM244 236H245V238L247 240V243L245 245L246 248H253V246H255L256 236L251 237L249 234H246ZM70 237H68V238H70ZM161 237L163 239V237H165L164 234ZM176 237H179V236H176ZM192 237H193V234H192ZM68 238L66 239L67 241H68ZM72 239L70 238L69 241H71ZM145 239L147 240V238H145ZM152 239L153 238H151V240ZM206 239H207V237H206ZM171 240H173V239H171ZM69 241H68V243H69ZM139 241H141V239ZM161 241H160V243H162ZM72 242H73V240L71 241V243ZM142 242L147 243L145 240L142 241ZM148 242H149V240H148ZM155 242H157V241H155ZM203 242H204V240H203ZM210 242H212V240ZM193 243H195V242H193ZM84 244L83 243L81 244V248H82V246L84 247V248H82L84 250V254L89 255V256L93 255L94 252H95L93 243L92 242H84ZM202 244H200V245H202ZM210 244H212V243H210ZM168 245L170 247V244H168ZM179 245H181L180 242H179ZM179 245L175 244L174 246H172L170 248V251H171L170 253L171 254L173 253V256H174V253H175L174 258L176 259L177 262H179V261L181 262L182 260H184V261L189 260V264H192V262H193V264H194V262L196 263V260L200 261L201 259H203V255L206 254L205 251H207V250L209 251L210 249H212V248L208 249L207 247H209V246H207L205 244H204V246H198L196 248L194 246V245H196V243L194 245L192 244L194 248H192V245H191V248H189L190 246H188V248H185V247H182V245L181 246H179ZM142 246L144 247V245H142ZM183 246H185L184 243H183ZM213 246H215V244ZM156 247L158 249V246H156ZM186 247H187V245H186ZM162 249L164 250V248H162ZM167 249H169V248H167ZM156 252L154 251L152 254H154V253L156 254ZM186 252H189V254H186ZM213 252H215V249H214ZM226 252H227V250L225 251V253ZM231 252H229V253H231ZM210 253L211 252H208L207 254H210ZM235 254H237V258L236 259H237V262H238V263L237 262H235V263L239 264V262H240L241 264H244L245 263V259H244L243 255L240 252L238 253V251H235ZM212 255H213V253H212ZM232 256L234 258V255H232ZM232 256H231V258H232ZM206 258H207V256H205L204 259H206ZM223 258H224V256H223ZM229 258H230V255H229ZM231 258H230V260H231ZM175 259H174V261H175ZM236 259L234 258V260H236ZM85 264H89V263L87 262Z\"/></svg>",
	"mask_w": 264,
	"mask_h": 264
}]
</instances>
